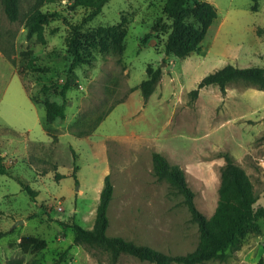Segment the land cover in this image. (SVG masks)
<instances>
[{"label":"rangeland","instance_id":"rangeland-1","mask_svg":"<svg viewBox=\"0 0 264 264\" xmlns=\"http://www.w3.org/2000/svg\"><path fill=\"white\" fill-rule=\"evenodd\" d=\"M207 1L216 6L218 18L201 50L180 59L166 54L167 34L153 29L159 19L169 23L163 14L166 0H110L79 31L83 40L94 35V46H81L85 62L75 68L66 118L51 124H45V103H63L59 89L73 61L71 27L81 25L91 9L74 6L73 0L45 2L41 9L57 15L44 25L43 44L36 36L27 38L26 16L36 0L22 1L16 22L7 18L0 2V158L12 174H0V230L8 234L2 241L33 235L48 242L36 254L15 249L13 242L10 260L109 264L107 252L75 245L72 230L59 223L76 221L92 228L108 174L114 186L109 236L168 255L194 251L199 227L183 196L153 174V152L183 167L207 217L218 206L226 154L250 175L264 206V90L237 79L225 92L211 85L195 101L190 96L206 75L227 64L264 67V35L257 32L264 30V0L257 12L252 0ZM117 26L126 30L122 51L113 38ZM157 68L161 77L145 101L140 89H132ZM45 85L53 88L44 93ZM262 259L264 222L261 231L247 233L227 261L206 264H259ZM117 264L154 263L123 254Z\"/></svg>","mask_w":264,"mask_h":264},{"label":"trees","instance_id":"trees-1","mask_svg":"<svg viewBox=\"0 0 264 264\" xmlns=\"http://www.w3.org/2000/svg\"><path fill=\"white\" fill-rule=\"evenodd\" d=\"M23 0H0L3 11L11 22H16L21 16V4ZM53 0H36L34 6L26 16L27 38L37 37L38 42L45 43L44 25L49 18L57 15L43 11L41 6L45 2ZM110 0H73L74 6H85L90 8V13L84 18L81 25H72V36L68 44L69 52L73 61L67 71L66 80L59 89L63 103L46 102V123H53L57 118H66V97L73 88V76L75 68L85 62L81 46L89 43L94 46V35H88L85 40L79 37L82 25L99 15L103 7ZM252 11L260 9V0H252ZM163 14L169 23H162L159 19L153 29L163 31L167 34L165 52L169 56L184 59L193 53L201 50V43L205 39L210 26L218 18V11L214 4L207 0H166L163 6ZM259 35H264L263 29H258ZM126 30L121 26L113 28L114 42L118 50H123V38ZM143 38V43L148 39ZM13 64V59L8 58ZM30 68H35L33 60L29 61ZM161 69L151 71L148 77L132 90L140 89L145 101L149 99L154 91V86L161 77ZM242 79L251 82L264 90V67H238L232 64L219 68L206 75L191 90L190 96L195 101L204 87L211 85L218 86L225 92L229 83ZM53 86L45 85L41 88L46 93ZM46 127V125H44ZM47 134L56 140V136L48 127ZM225 166L221 172V184L219 188L218 206L211 217H207L198 208L195 201V192L190 187L186 172L182 166L171 164L167 158L159 152L152 153L153 174L159 181L166 180L171 186L183 196L184 203L191 214V218L197 223L200 231V242L197 248L183 255H168L146 245H138L120 236L111 237L107 234L109 227L108 210L113 199L114 186L110 174L104 177V184L100 192L99 201L96 207V216L92 229L83 227L76 221H59L63 229H71L75 245H84L89 248H99L110 256L109 264H117L123 254L131 255L141 261L154 264H206L210 261L225 262L231 257L232 252L237 251L243 244V239L250 231H261V223L264 222V206L259 204L253 181L246 170L236 163L231 156L225 155ZM78 169L74 167V173ZM0 174L12 176L8 167L0 158ZM64 175H56L57 179ZM23 187L36 197L37 192L32 190L21 180ZM72 220L73 216H72ZM8 235L0 230V239ZM48 242L38 236H22L18 243L23 253L36 254L45 250ZM62 258L54 264H61ZM8 264H30L20 260L12 259ZM259 264H264L263 259Z\"/></svg>","mask_w":264,"mask_h":264},{"label":"crops","instance_id":"crops-1","mask_svg":"<svg viewBox=\"0 0 264 264\" xmlns=\"http://www.w3.org/2000/svg\"><path fill=\"white\" fill-rule=\"evenodd\" d=\"M51 140H52V138H51ZM92 228H93V226H92ZM92 228H90V229H92ZM12 238L9 239L7 242H3L2 238L0 239V244H3V250L2 251L0 250V264H4L7 260H10V258L12 257L13 251H14V248H15L14 245H13V242H16V244H17V247L15 249L19 248L18 247V243L20 242L21 238H17L15 241H13ZM93 262L95 263V261H93Z\"/></svg>","mask_w":264,"mask_h":264},{"label":"built area","instance_id":"built-area-1","mask_svg":"<svg viewBox=\"0 0 264 264\" xmlns=\"http://www.w3.org/2000/svg\"><path fill=\"white\" fill-rule=\"evenodd\" d=\"M58 204H59V203H58ZM57 210H58V211H62L63 208H62L60 205H58V206H57Z\"/></svg>","mask_w":264,"mask_h":264}]
</instances>
